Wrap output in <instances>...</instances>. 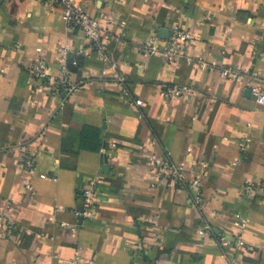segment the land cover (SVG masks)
<instances>
[{
  "label": "crops",
  "instance_id": "obj_1",
  "mask_svg": "<svg viewBox=\"0 0 264 264\" xmlns=\"http://www.w3.org/2000/svg\"><path fill=\"white\" fill-rule=\"evenodd\" d=\"M79 1L115 36L104 54L62 8L0 0V264H264V198L241 194L264 182V105L249 89L264 79V0ZM175 27L193 35L185 56L140 49L155 33L164 48ZM64 53L82 57L72 81L83 83L67 99L30 69L43 58L56 78ZM106 56L144 107L103 76ZM202 61L248 76L229 80ZM178 84L193 93H160ZM154 157L185 166V187L160 184ZM93 178L100 203L80 218ZM221 235L240 245L222 247Z\"/></svg>",
  "mask_w": 264,
  "mask_h": 264
},
{
  "label": "built area",
  "instance_id": "obj_2",
  "mask_svg": "<svg viewBox=\"0 0 264 264\" xmlns=\"http://www.w3.org/2000/svg\"><path fill=\"white\" fill-rule=\"evenodd\" d=\"M43 4L50 6L51 8H62L63 18L66 26L72 30H78L82 32L91 43V47L97 50L100 54H104L106 50V43L109 40L115 39V36L111 32L103 28L95 17L88 13L87 9L80 4L79 0H38ZM193 40V35L189 31L175 27L172 29L169 38L166 41L164 48H159L157 43L160 41L157 34L150 36L140 46V49L146 56L161 55L166 62H174L179 58L185 56L186 50L189 48ZM41 51V48H38ZM79 56L70 57L68 53L62 55L61 72L56 78H49V63L43 58H39L31 66L32 75L43 81L44 85H50L53 93L62 95L64 99L75 94L80 90L82 81H72L73 68L76 71H81V61ZM107 67L103 70V76L109 80L116 82L123 87V93L128 96V99H132L134 104L140 107H144L143 100L138 98H129V90L126 82L127 78L121 73L119 65L108 58ZM199 66L208 70H219L220 74L229 80H240L248 76V74L239 66L235 64L230 65H216L202 61ZM250 93L252 96L262 105H264V79L253 78L250 85ZM160 93L169 98H187L193 93V87L188 84H178L173 86H164L160 89ZM250 142L248 136L244 137L241 142V146L247 145ZM117 146L116 143L111 144V150ZM109 153V151H107ZM110 155V153H109ZM152 161L158 168H160L161 180L160 184L173 185L176 188H183L187 184V168L183 165H178L170 160H162L160 158H152ZM21 167L27 171H34L36 169V162L33 156L22 155ZM196 185V184H195ZM241 194L243 197H262L264 198V182L247 181L241 185ZM100 203V192L98 190V180L93 178L90 180L81 196V207L76 211L80 218H86L92 216L95 213L97 206ZM5 219V216H2ZM241 222H245V218L241 217ZM72 229H76L73 227ZM203 229L208 232H213V228L209 224H204ZM240 238H231L221 235L219 237V243L222 247L227 246H239ZM230 264H239L234 261H230Z\"/></svg>",
  "mask_w": 264,
  "mask_h": 264
},
{
  "label": "trees",
  "instance_id": "obj_3",
  "mask_svg": "<svg viewBox=\"0 0 264 264\" xmlns=\"http://www.w3.org/2000/svg\"><path fill=\"white\" fill-rule=\"evenodd\" d=\"M79 60L81 61V65H82V57H80ZM73 70H76V68H73Z\"/></svg>",
  "mask_w": 264,
  "mask_h": 264
}]
</instances>
